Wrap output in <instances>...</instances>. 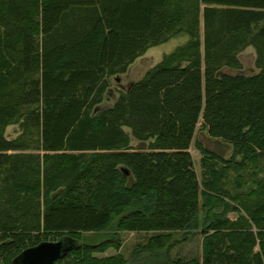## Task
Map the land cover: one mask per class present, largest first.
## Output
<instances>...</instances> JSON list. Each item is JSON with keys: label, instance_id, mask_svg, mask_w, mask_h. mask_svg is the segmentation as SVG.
Returning a JSON list of instances; mask_svg holds the SVG:
<instances>
[{"label": "trees", "instance_id": "16d2710c", "mask_svg": "<svg viewBox=\"0 0 264 264\" xmlns=\"http://www.w3.org/2000/svg\"><path fill=\"white\" fill-rule=\"evenodd\" d=\"M262 23L264 45V0H0V171L10 191L9 206L0 208L5 264L52 235L78 243L55 264H127L123 255L94 256L120 241L82 242V233L120 216L117 230L154 233L144 247L154 251L175 247V233L186 238L196 230L201 212L203 260L170 256L160 264H264V180L248 194H233L227 183L231 169L264 160V68L245 76L217 65L233 36ZM183 33L191 37L186 46L97 110L112 76ZM13 121L23 133L8 140L4 128ZM201 121L234 147L226 160L197 142L202 178L190 151ZM125 127L140 141L152 139L149 151L128 152ZM36 149L46 154L26 153ZM231 201L248 218L229 221L227 212L238 209Z\"/></svg>", "mask_w": 264, "mask_h": 264}, {"label": "rangeland", "instance_id": "374dc122", "mask_svg": "<svg viewBox=\"0 0 264 264\" xmlns=\"http://www.w3.org/2000/svg\"><path fill=\"white\" fill-rule=\"evenodd\" d=\"M263 23L255 26L253 31L248 34L236 35L232 37L230 46H227L224 50L220 51V55L217 58V65L220 67L221 73H229L233 75H245L254 76L261 73L264 68V45H261V40L257 37ZM200 41L202 43V51L204 52V27L201 25L199 28ZM41 39V38H40ZM191 40L188 34H179L172 37L167 43L161 44L156 47L149 48L145 54L139 57L129 68L128 72L122 75L112 76L110 80V86L104 95L103 102L97 106V110L109 108L114 105L122 93H125L135 82L141 80L150 70L160 64L166 57L173 54L177 49L186 46ZM229 47V48H228ZM231 53L229 57L225 58L224 53ZM204 56V55H203ZM35 131V130H34ZM32 134L33 139L38 136V132ZM125 131L130 136V149L128 152L137 151H149L150 143L153 141H140L136 139L132 130L125 127ZM23 129L21 127V121H13L4 128V136L8 140H14L21 136ZM199 142L203 147L211 152L221 156L223 159L229 160L234 154V147L231 143L222 139H216L210 136L208 131L203 126L201 121L197 126V134L195 141L190 149L195 163V169L200 178H202L203 167L201 160L203 158L202 151L197 147L196 143ZM32 146H38L39 144L31 142ZM26 153L30 154H46L45 151L28 150ZM237 159H241L239 156ZM2 178H6L4 170L0 171V208L9 206L7 202L9 200L10 191L7 186V182ZM228 188L233 194L246 193L248 194L252 189L259 186V182L264 180V160H261V164L254 167L250 163L245 170L237 171L231 169L228 173ZM134 177L131 178L129 185L134 182ZM238 183V184H237ZM6 184V186H5ZM6 187V188H5ZM258 189V187H257ZM43 197L41 198L42 208L44 209V192L41 191ZM248 201H255V199H263L262 195L246 197ZM201 199V203H202ZM231 206H238L237 210H230L227 212V219L231 222H237L241 217L248 218V214L245 210L238 205L237 202H230ZM114 222L106 228L100 229L97 232L82 233V242L99 244L109 239H117L121 242V246L117 249L110 247L104 252L95 253L94 256L104 259L109 257H116L123 255L127 261V264H160L165 263L167 259L172 256L174 258H199L203 260L204 253V235L201 233L203 228V214L200 213L199 227L190 232L187 237L184 233H175L174 241H178L175 247H170V244L163 249L147 250L145 245L149 238L154 234L153 232H131L117 230L115 225L119 221L120 216L114 218ZM253 230L256 231L253 225ZM213 232V231H212ZM51 240L59 241V236L52 235ZM255 252L260 251V240L254 248ZM234 252V251H232ZM0 264H5L4 257L0 256Z\"/></svg>", "mask_w": 264, "mask_h": 264}, {"label": "water", "instance_id": "95a60500", "mask_svg": "<svg viewBox=\"0 0 264 264\" xmlns=\"http://www.w3.org/2000/svg\"><path fill=\"white\" fill-rule=\"evenodd\" d=\"M77 245V241L71 238L43 241L25 249L13 259V264H55L66 257Z\"/></svg>", "mask_w": 264, "mask_h": 264}, {"label": "crops", "instance_id": "0c3cea01", "mask_svg": "<svg viewBox=\"0 0 264 264\" xmlns=\"http://www.w3.org/2000/svg\"><path fill=\"white\" fill-rule=\"evenodd\" d=\"M202 18H203V15H202Z\"/></svg>", "mask_w": 264, "mask_h": 264}]
</instances>
